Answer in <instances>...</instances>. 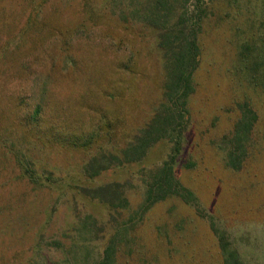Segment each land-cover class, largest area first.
Listing matches in <instances>:
<instances>
[{"label": "rangeland", "instance_id": "374dc122", "mask_svg": "<svg viewBox=\"0 0 264 264\" xmlns=\"http://www.w3.org/2000/svg\"><path fill=\"white\" fill-rule=\"evenodd\" d=\"M141 1L0 0V264H99L112 238L113 264H224L211 223L241 264H264V0L200 3L195 91L173 161L193 204L170 195L147 207L167 138L138 162L84 174L162 102V52L137 18ZM244 102L256 119L234 170L225 156ZM111 182L125 208L82 190Z\"/></svg>", "mask_w": 264, "mask_h": 264}, {"label": "trees", "instance_id": "16d2710c", "mask_svg": "<svg viewBox=\"0 0 264 264\" xmlns=\"http://www.w3.org/2000/svg\"><path fill=\"white\" fill-rule=\"evenodd\" d=\"M190 1L193 3L191 9L187 8ZM202 1L142 0L140 2L142 14L137 18L156 29L157 46L162 52L164 69L162 102L149 121L139 129L138 133L133 134L132 140L121 150V153L99 152L84 167V174L91 178L100 174L111 164L120 165L140 161L149 148L161 139L167 138L173 141L169 161H166L165 165L155 174L153 182L148 184L146 190L148 208L170 195H176L185 203L193 204L194 198H191V191L186 190L175 177L173 161L180 151L181 138L187 128L189 97L195 91L194 72L199 65L201 55L200 22L205 11L200 5ZM240 109L242 114L234 125L230 138L231 146L225 156L226 164L234 170L242 166L246 156L247 141L256 119L248 102L240 105ZM25 170L28 172L27 169ZM82 190L89 198L107 204L109 209L114 210L127 206L126 196L120 190L118 183H106L95 188L82 187ZM211 227L218 237L224 264H241L237 251L231 247L225 232H218L213 223ZM83 230L90 231L85 222ZM114 255L115 240L112 238L104 249L99 264H113Z\"/></svg>", "mask_w": 264, "mask_h": 264}]
</instances>
